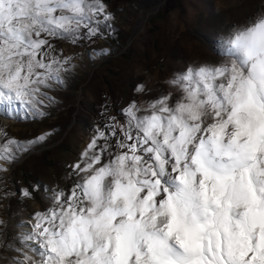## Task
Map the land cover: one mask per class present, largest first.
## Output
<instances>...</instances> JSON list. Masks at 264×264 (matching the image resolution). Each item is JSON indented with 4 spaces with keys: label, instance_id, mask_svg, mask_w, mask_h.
<instances>
[{
    "label": "snow or ice",
    "instance_id": "1",
    "mask_svg": "<svg viewBox=\"0 0 264 264\" xmlns=\"http://www.w3.org/2000/svg\"><path fill=\"white\" fill-rule=\"evenodd\" d=\"M113 20L107 0H0V115L45 117L75 68L60 45L113 34ZM220 43L227 60L109 116L27 231L9 239L0 220V264H264V14ZM49 135L0 127V173Z\"/></svg>",
    "mask_w": 264,
    "mask_h": 264
},
{
    "label": "rangeland",
    "instance_id": "2",
    "mask_svg": "<svg viewBox=\"0 0 264 264\" xmlns=\"http://www.w3.org/2000/svg\"><path fill=\"white\" fill-rule=\"evenodd\" d=\"M114 15L113 34L91 44L60 45L74 55V70L65 86L51 92L56 103L35 121L0 115V127L13 138L47 139L24 153L0 173L7 199H0V220L6 221L11 239L18 225L49 205L44 188L69 184L70 165L79 160L86 144L108 123L122 119L130 101L143 106L169 90L168 81L189 65L228 59L220 37L231 34L264 14V0H107ZM108 50L103 58L95 53ZM138 85L145 91L138 93ZM39 185L31 199L22 190Z\"/></svg>",
    "mask_w": 264,
    "mask_h": 264
},
{
    "label": "bare ground",
    "instance_id": "3",
    "mask_svg": "<svg viewBox=\"0 0 264 264\" xmlns=\"http://www.w3.org/2000/svg\"><path fill=\"white\" fill-rule=\"evenodd\" d=\"M104 51L106 52V54H108V50H107V49L104 50ZM106 54L101 55L100 53H95V55H96L98 58H103ZM11 164H12V163H9V164L7 165V168H8V169L11 168ZM17 227H18V229L20 230V232H24V231H27V230H28V225H27V223H25V224H21V225H18Z\"/></svg>",
    "mask_w": 264,
    "mask_h": 264
}]
</instances>
